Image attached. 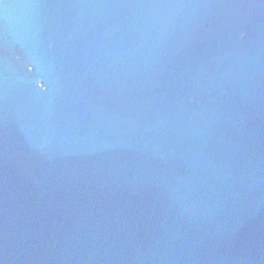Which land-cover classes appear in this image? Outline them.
Masks as SVG:
<instances>
[{"label":"water","instance_id":"1","mask_svg":"<svg viewBox=\"0 0 264 264\" xmlns=\"http://www.w3.org/2000/svg\"><path fill=\"white\" fill-rule=\"evenodd\" d=\"M0 264H264V0H0Z\"/></svg>","mask_w":264,"mask_h":264}]
</instances>
